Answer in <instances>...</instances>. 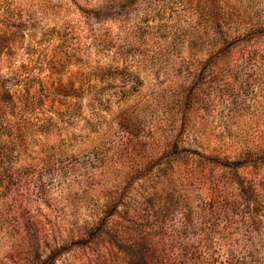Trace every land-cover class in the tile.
<instances>
[{"label":"rangeland","instance_id":"1","mask_svg":"<svg viewBox=\"0 0 264 264\" xmlns=\"http://www.w3.org/2000/svg\"><path fill=\"white\" fill-rule=\"evenodd\" d=\"M0 264H264V0H0Z\"/></svg>","mask_w":264,"mask_h":264}]
</instances>
